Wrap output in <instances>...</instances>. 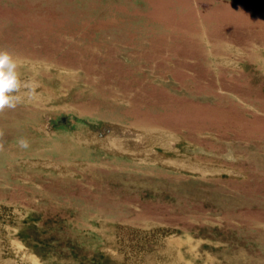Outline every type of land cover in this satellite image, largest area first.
<instances>
[{
  "label": "rangeland",
  "instance_id": "1",
  "mask_svg": "<svg viewBox=\"0 0 264 264\" xmlns=\"http://www.w3.org/2000/svg\"><path fill=\"white\" fill-rule=\"evenodd\" d=\"M263 19L264 0H0L29 86L0 112V262L264 264Z\"/></svg>",
  "mask_w": 264,
  "mask_h": 264
},
{
  "label": "clouds",
  "instance_id": "2",
  "mask_svg": "<svg viewBox=\"0 0 264 264\" xmlns=\"http://www.w3.org/2000/svg\"><path fill=\"white\" fill-rule=\"evenodd\" d=\"M21 65L19 59L6 49L0 48V112L6 108L15 109L23 102L21 89L29 86L20 78ZM17 143L22 149L29 147V142L25 138H20Z\"/></svg>",
  "mask_w": 264,
  "mask_h": 264
},
{
  "label": "bare ground",
  "instance_id": "3",
  "mask_svg": "<svg viewBox=\"0 0 264 264\" xmlns=\"http://www.w3.org/2000/svg\"><path fill=\"white\" fill-rule=\"evenodd\" d=\"M137 140H140V143L142 144V150H145V142L144 141H142V139L141 138H139V137H135ZM140 146V145H139ZM21 250V249H20ZM0 264H10L9 262H0Z\"/></svg>",
  "mask_w": 264,
  "mask_h": 264
},
{
  "label": "crops",
  "instance_id": "4",
  "mask_svg": "<svg viewBox=\"0 0 264 264\" xmlns=\"http://www.w3.org/2000/svg\"><path fill=\"white\" fill-rule=\"evenodd\" d=\"M263 20H264V19H263ZM259 24H263V25H264V21L259 20Z\"/></svg>",
  "mask_w": 264,
  "mask_h": 264
},
{
  "label": "water",
  "instance_id": "5",
  "mask_svg": "<svg viewBox=\"0 0 264 264\" xmlns=\"http://www.w3.org/2000/svg\"><path fill=\"white\" fill-rule=\"evenodd\" d=\"M61 122H64V119H61Z\"/></svg>",
  "mask_w": 264,
  "mask_h": 264
}]
</instances>
